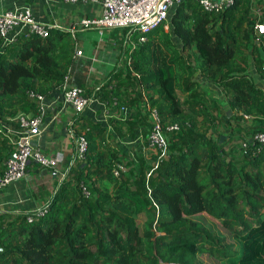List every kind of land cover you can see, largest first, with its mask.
<instances>
[{
  "label": "trees",
  "instance_id": "16d2710c",
  "mask_svg": "<svg viewBox=\"0 0 264 264\" xmlns=\"http://www.w3.org/2000/svg\"><path fill=\"white\" fill-rule=\"evenodd\" d=\"M172 6L166 28L165 20L144 31L117 27L136 43L123 49L124 68L109 70L96 87L72 76L108 109L134 110L109 115L107 124L72 113V135L84 136L85 149L57 165L61 176L51 175L38 210L0 211V264H205L200 253L264 264V142L253 137L264 134V88L248 71L252 65L264 83V32L255 37L253 29L264 22V0H231L218 10L198 0ZM76 48V34L59 28L0 36V172L17 115L37 111L29 92L60 88ZM195 72L223 100L201 88ZM152 108L163 149L145 139ZM137 135L146 154L129 155L113 140Z\"/></svg>",
  "mask_w": 264,
  "mask_h": 264
},
{
  "label": "crops",
  "instance_id": "0c3cea01",
  "mask_svg": "<svg viewBox=\"0 0 264 264\" xmlns=\"http://www.w3.org/2000/svg\"><path fill=\"white\" fill-rule=\"evenodd\" d=\"M24 7L29 8L33 18L46 24L48 28L69 30L76 34L79 53L73 55L76 61L71 70L72 73L68 74L69 83L75 75L79 79L82 78L86 86L96 87L98 80L109 70L124 68L129 61V56L123 49L136 44L130 38L120 37V40H117L119 43L112 42L107 36L104 39L100 38L96 26L82 27L78 24L81 17H93L100 13L101 8L98 3L80 1L70 3L62 0H0V11L20 10ZM25 28L22 22L12 25L7 31L5 40L24 32ZM102 30L112 29L102 28ZM95 32L97 35L94 34ZM193 78L200 83L201 88L215 87L211 83L204 82L197 72L193 74ZM261 82L259 85L264 88V83L262 80ZM42 103L44 110L39 129L37 134L31 136L30 141L44 155L57 158V165H60L73 149L74 137L70 131V118L73 111L63 101L61 88L43 96ZM108 108L103 100L92 97L82 114L92 121L107 124L109 115L125 117L134 110V107H124L121 108V112L116 113L115 109ZM14 132L17 135V130ZM139 146L142 147L140 144ZM51 186L52 176L48 170L29 162L19 179L9 182L0 190V211H36L40 207L44 192Z\"/></svg>",
  "mask_w": 264,
  "mask_h": 264
},
{
  "label": "built area",
  "instance_id": "2783aa9c",
  "mask_svg": "<svg viewBox=\"0 0 264 264\" xmlns=\"http://www.w3.org/2000/svg\"><path fill=\"white\" fill-rule=\"evenodd\" d=\"M65 2H95L100 5V13L93 17H81L78 24L82 27L96 26L98 32L101 33L102 28H112L129 26L138 31H144L152 27L160 21L167 18L169 7L178 0H62ZM201 8L204 10H218L228 5L231 0H198ZM22 22L25 25V31L34 32L40 36L47 34L48 26L42 22L35 20L29 8L24 7L20 10L0 11V36L5 39L8 29ZM255 37L264 32V22H257L253 26ZM70 33H73L70 31ZM138 41L144 40V36L140 35ZM134 46V45H133ZM131 46V47H133ZM79 49L76 48L74 54H78ZM264 68V64L262 66ZM68 74L63 76L61 83L62 98L67 103L73 113L82 112L89 104L92 96L85 94L82 89L68 82ZM38 101V107L35 114L20 113L17 115L19 128L13 143V148L9 152L4 167L0 172V190L11 181L19 179L25 172L27 164L35 163L38 166L47 168L50 175L61 176L57 170L58 159L54 156L44 155L38 148L31 144V136L37 134L39 124L43 116V95L36 92H29ZM124 108V106H121ZM153 124L146 134V141L149 147L163 149L165 147V138L159 128L158 119L155 110H150ZM173 127V126H171ZM71 134L72 130L70 129ZM73 136V135H72ZM253 137L264 142V134L254 133ZM140 139H142L140 137ZM143 140V139H142ZM73 154L77 157L81 156L86 141L82 134L74 135ZM72 153V152H71ZM116 173V170H113Z\"/></svg>",
  "mask_w": 264,
  "mask_h": 264
},
{
  "label": "rangeland",
  "instance_id": "374dc122",
  "mask_svg": "<svg viewBox=\"0 0 264 264\" xmlns=\"http://www.w3.org/2000/svg\"><path fill=\"white\" fill-rule=\"evenodd\" d=\"M172 8H173V6L171 5V7H170V9L168 11V15L170 14ZM166 24H167V19L165 20V24L163 25V28H166ZM107 29H109V28H107ZM111 29L113 31L112 30H102L101 29V33L99 34L100 38L104 39V37L107 36L108 39L110 41H112V42H116L117 40L119 41L120 40V37H121L120 36V29H118L117 27H112ZM110 31H112V32L109 33ZM94 34L97 35L96 32ZM118 41H117V43H119ZM248 71L250 73V76L256 82V84L262 83L261 82V78L254 71L252 65L249 66ZM205 89L212 96L218 97L220 100H223V96H222L220 90L217 87L205 86ZM223 108L225 110H228V108H227V106L225 104L223 105ZM222 136H223V138H222V140H223L226 136L224 134H222ZM113 140H114L115 144H117L120 149H122L124 152H126L129 155H132V153L138 152L139 150L143 154H146L148 152V149H145L143 147V145H142V141L140 139V135L139 136L137 135V136H135L134 138H131V139L130 138H127V137H123V138H113ZM242 141H243V139H239V140L234 141V142H236V144H238V143H241ZM139 144L142 145V147H140ZM150 159H152V158H150ZM197 218L200 219L201 221H203L207 226H209L211 229L215 230L217 233L224 235L226 237V240L228 242H231L233 245L236 244L235 239L232 238L229 235L228 231H226L225 229H223L213 217H210L209 215H207L205 213H201L200 215L197 216ZM198 257L205 264H232V261L229 260V259H227V258L222 259V260H217V259H214L213 257H211V256H209V255H207L205 253L198 254Z\"/></svg>",
  "mask_w": 264,
  "mask_h": 264
},
{
  "label": "water",
  "instance_id": "95a60500",
  "mask_svg": "<svg viewBox=\"0 0 264 264\" xmlns=\"http://www.w3.org/2000/svg\"><path fill=\"white\" fill-rule=\"evenodd\" d=\"M227 111H228V110H227ZM222 138H223V136H222V134H220L219 137H218V141H221Z\"/></svg>",
  "mask_w": 264,
  "mask_h": 264
}]
</instances>
